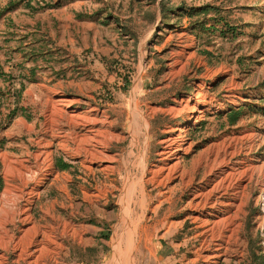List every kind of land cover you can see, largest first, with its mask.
<instances>
[{"label": "rangeland", "instance_id": "rangeland-1", "mask_svg": "<svg viewBox=\"0 0 264 264\" xmlns=\"http://www.w3.org/2000/svg\"><path fill=\"white\" fill-rule=\"evenodd\" d=\"M207 5L218 12L186 14ZM0 14V64L36 72L31 119L0 130V264H117L120 199L140 180L129 264L264 251V0H0ZM89 113L114 121L97 161L59 143Z\"/></svg>", "mask_w": 264, "mask_h": 264}, {"label": "trees", "instance_id": "trees-1", "mask_svg": "<svg viewBox=\"0 0 264 264\" xmlns=\"http://www.w3.org/2000/svg\"><path fill=\"white\" fill-rule=\"evenodd\" d=\"M16 5L15 1H10V3L4 8V13L7 12L9 9H11L12 7H14ZM216 13L218 11L215 12V7L207 5V6H202L200 8H196L190 11H187L186 14L190 16L191 19H193L196 16H209L210 13ZM2 14H0L1 16ZM224 23V19L221 18L220 20H217L214 24L215 29L217 24H221ZM202 27L203 29L206 28V24L205 23H200L197 27ZM213 26V27H214ZM228 27H231L229 25V23L227 24ZM194 28V29H196ZM228 31H231V33H236V31L238 30L237 28H228L226 30H222V32L226 33ZM33 43H30V45H32ZM35 55H38V53H35ZM42 55V54H39ZM25 61L27 62V60H29V58H24ZM12 71H10L9 73H7L4 70V67L0 64V77H6L8 76L10 78V80H14L15 78H20L19 81V85L17 84H12L11 88L9 85L8 88H4L3 86L0 85V110H1V106L3 104V99H7L9 101V103L11 104V109L9 110L8 114L6 115V119L4 120H0V130H4L7 129L13 122V120L16 117L19 116H24L28 119H31V115L27 114L26 110L27 108L24 106H21L20 103H22V101L24 100V94H25V90L28 86L27 83L32 82L35 80V75L36 72H34L35 68H28V69H24L23 64H12ZM20 68V71H18V69ZM25 71H29V74L26 73ZM15 72H19L18 74H16ZM10 99V100H9ZM13 99V101H12ZM242 113L241 112H237L236 114L232 115L230 118H238ZM61 169H69L71 167V164L68 162H61L59 164H57ZM3 186V180L2 177L0 175V190L2 189ZM251 264H264V251L262 250V248H259V251H254L252 253V259H251Z\"/></svg>", "mask_w": 264, "mask_h": 264}, {"label": "bare ground", "instance_id": "bare-ground-1", "mask_svg": "<svg viewBox=\"0 0 264 264\" xmlns=\"http://www.w3.org/2000/svg\"><path fill=\"white\" fill-rule=\"evenodd\" d=\"M199 113H201L200 110L198 111V114L193 119L194 124L199 121V116H200ZM186 122H190V120H187ZM90 138H92V137H90ZM170 152H173V151H170ZM142 187H144L142 180H140V182H138V183L127 185V187L125 188L124 194L120 199V203L122 205V221L120 223H123L122 226L124 227L123 228L124 234L121 237L116 236L114 239V242H115L114 246H115V250H116V253L115 252L114 253H115V259L117 261L116 262L117 264H129L131 259H132L133 263H135L134 257H136V256H134L135 254L133 256H131V252L134 251L135 248L137 249L139 247L138 242L141 239V235H140V232L138 230L139 228L137 229V226H139L138 222H141V221L140 220L137 221L136 226H135L134 221H132V216H133V212H134L133 202L136 198L140 197L141 193L143 196L144 191L140 193L141 190H144V189H141ZM130 256H131V259L129 258Z\"/></svg>", "mask_w": 264, "mask_h": 264}, {"label": "crops", "instance_id": "crops-1", "mask_svg": "<svg viewBox=\"0 0 264 264\" xmlns=\"http://www.w3.org/2000/svg\"><path fill=\"white\" fill-rule=\"evenodd\" d=\"M68 100L76 101L77 99L70 98ZM92 108L93 107H90V110H92ZM85 115L83 117V122H87L89 124L88 127H85L84 131L79 133L77 137L72 139H66L65 141L59 143H61V149L73 158H82L83 156H87L88 158H90L91 161H97L99 158H103L101 157V155H105V153L102 149H100V147L108 145L107 140H109L107 139V137H103L102 135L107 134L108 137L112 138L110 132H114V121L108 118L101 119L91 116L92 113ZM97 123H103V128L105 127V129H97L95 127ZM89 136L92 138H90Z\"/></svg>", "mask_w": 264, "mask_h": 264}]
</instances>
